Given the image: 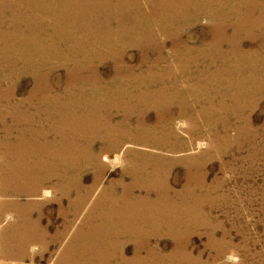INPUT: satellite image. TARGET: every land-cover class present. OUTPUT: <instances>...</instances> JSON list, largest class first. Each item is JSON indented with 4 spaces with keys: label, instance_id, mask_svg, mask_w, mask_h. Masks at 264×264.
<instances>
[{
    "label": "rangeland",
    "instance_id": "1",
    "mask_svg": "<svg viewBox=\"0 0 264 264\" xmlns=\"http://www.w3.org/2000/svg\"><path fill=\"white\" fill-rule=\"evenodd\" d=\"M58 1L59 2H57V0H0V42L5 45L9 55L7 63L0 61V83L2 81L5 83L3 85V90L0 89V91L6 92L11 99V104L19 103L23 101V99L24 101H27L30 98L32 91L35 88V79L31 77V75H25L24 72L18 69L21 68V66L24 67L25 63L23 65V63L17 58L16 53H21V55L28 51L31 53L32 50L27 48L35 47L37 44H58L65 49L75 47L80 51H84V48L87 47H89L87 49H91L92 46L94 48V42H103L102 40L105 35L111 34L115 37L118 33L121 36V40L117 41V43L115 42L116 44L121 43V41H124V43L133 41L135 44L137 42H144L149 45L159 46V53H154L153 50L150 49L148 59L144 64H141L138 69L136 68L139 70L137 73L142 71L145 72L143 69L147 70V68H149L148 64L155 61V58L158 57L160 60V65L157 67L158 70L166 71L169 75L172 74L171 76L177 80L180 78L178 82H182L181 77L184 75L191 76V80L200 85V88L194 91L186 90L184 87H182L181 90H178L181 93H184V91L186 93L191 92V102L187 101V109L185 108L186 112L189 111L190 113H186L187 118L185 117V119L190 122V124L188 123L186 125L193 129L192 136L196 139L194 140L195 143L193 141L192 147L184 150V152L174 151L167 153L166 151H155L153 149H148L147 151L137 145H134V147L138 148V151H136L137 153L141 151V153L144 152L142 153L144 155L145 152L146 155L148 152L149 154L152 153L154 156H164V159L166 160L165 165L170 171L168 180L169 182H173L177 178L176 180L179 184L177 185L178 188H181L184 183L183 175L185 172H190L194 178H199L197 175H200L203 181L202 186H204L205 189L199 193L200 196L198 195L200 208L197 207L198 212L196 215L198 216H195V218L199 222L201 221L203 226L186 228L185 232L186 236H188L184 237L182 246L185 247L188 252L186 250H181L178 254L171 253V250L175 247V243L170 238L166 237L159 240L158 246L160 249L150 254H147V250H151L155 246V243H157L156 240L147 244L139 245L142 249L139 251L142 252V254H136L138 251V245L130 239L124 240V245L121 250L85 249L83 244H86L87 242L84 241L83 238H92L90 232L94 228L108 227V225H104L103 222L95 219L86 223V217L88 216L87 214L89 210L86 214L84 213L80 215V217L73 214H68L66 216L67 218L64 217L61 214V207H63V210H68L70 207V200L68 198H63L61 204L55 202V200H52L54 199L53 196L55 192L50 197L47 196L46 198L45 196L31 199L27 197V192H32L38 185L46 187V190H51L52 188H58L62 183L63 185L68 184H65L67 182L65 181L67 180V177H65L66 179H60L59 177V174L62 171L57 173L55 168L52 167H47V169L45 168L46 170H43L41 167L35 165V162L40 161V158L27 156L24 157V187L22 186L23 184H21L26 192H24L25 197L21 196L19 201L24 202V207L27 206L29 207L28 209L32 206L34 207L37 202V204L46 203L41 217L35 212L33 214L31 213L29 218L24 216V231L22 229H14L1 236L0 240L4 246L2 247V250L0 248V264H103L88 261L86 259L88 257L87 255L86 258L84 256L83 260H81L80 256L84 255L85 252L106 254L116 253L121 261H115L109 264H264V0H160L165 6V10H160V13L159 11L150 12L144 5L141 10H120L112 8L109 11L101 12L94 7H89L90 4H95L97 0ZM80 1L82 7H77L75 2L80 3ZM169 3L170 5H176L179 3L175 12H167ZM5 11L9 12L6 13ZM42 11L45 12L43 13ZM11 12L14 14L9 15ZM164 12L166 14H164ZM117 13H120L121 16ZM161 13H163V15ZM157 14L159 15L158 17L155 16ZM169 15L176 16L173 23L175 26H161L160 29L158 26L154 25L156 23L155 21H158L163 17H170ZM93 16L95 18H93ZM254 16L256 18H252ZM103 17L104 19L102 20ZM88 18L89 20H87ZM123 19L130 20L135 26L133 27L129 23V26L126 25L121 28L119 22ZM153 21L154 23H152ZM104 22L107 25H105ZM157 24H160V21ZM220 31L223 35L221 39L212 37V32L220 33ZM13 36H18L17 38L24 37V48L20 47V45H23L20 42L12 41ZM2 38H5V40ZM29 45L31 46L29 47ZM191 48L193 49L192 51ZM138 50L139 49L137 48L127 47L125 60L132 61L135 65L138 64L142 59ZM204 51L206 52L204 53ZM191 52H195L196 54L193 53L192 55ZM152 53H154V55ZM247 53L250 55L248 54L247 56ZM183 58L184 60H182ZM64 62L67 65L55 68L56 75L60 78L61 86L57 87L50 95L59 96L62 102L67 99V102L71 104V110L72 108L73 110H82L78 109L75 101H80L83 105L84 99L88 96L86 94L77 93V91L67 92L64 86L71 65H75L76 67L79 65L84 68L86 67L84 65L87 63L81 59H68L67 62L66 60H64ZM111 66L110 62H105L104 65L102 64L98 67V70L101 75L107 76L112 71ZM190 67L194 69H191ZM157 69H155L156 72H158ZM193 71L198 73V76ZM252 71L254 74H252ZM244 73L247 74L245 75ZM198 78L201 79L199 80ZM195 79H197V81ZM51 80L53 81L52 78ZM220 80L222 82H220ZM224 88L226 91L223 90ZM261 90L263 92H261ZM220 98L223 99L220 100ZM202 102L203 105H201ZM54 103L55 101L43 103L41 100H38L34 103L25 102L21 109L6 108L7 110H5L4 107H0V119L6 124H13L18 117L16 114L24 115V141L30 143L36 140H33L34 136L32 134L26 132H42L45 130V127L42 125L43 120L44 122L48 120L49 122L56 121L55 119L58 116V106L57 103ZM216 105L218 107H216ZM221 109L223 110V113ZM150 114H152L150 121H156V113L151 112ZM118 116L114 118V123L122 121L121 116ZM129 123H131L130 120L127 124ZM29 124L31 126H29ZM12 133L15 136L12 135L11 137L13 139L10 138L9 140H13L11 142H16L18 135L16 134V131H13ZM180 134V136L186 138L184 136L186 134ZM53 139V136L48 137V141H52ZM37 140L39 141L42 139L40 138ZM235 140L237 142H235ZM222 141H224V144ZM198 143H204V145L199 148L197 145ZM103 144V142H98L95 147L98 149ZM97 149H95V151L99 150ZM124 153L125 152H122L121 156ZM76 154L78 155L79 153ZM1 160L3 159H0V161ZM1 162L3 163L4 161ZM170 163H173V165H170ZM194 164L195 166H193ZM107 165L109 167L103 171L95 169L69 170L68 179L69 177H71V179L75 178V180L79 179V181L86 187H92L95 183H99V186L94 189L95 193H92L91 195L87 209L93 207L96 199L102 195V190L105 187L109 185H117L121 183L122 180V182L131 183L135 178L134 176L137 175H134L135 173H130L131 175L129 176L127 170H130V168L124 164L113 165L107 163ZM125 170L127 172H125ZM8 173L10 174V170H8ZM142 175L144 174L142 173ZM3 177H5L3 174L0 175V179ZM137 178H140V176ZM122 188V186H119L118 189L121 190ZM57 196L60 197H58L59 199H62L61 193L57 192L55 197ZM71 197L75 199L76 196ZM106 197H108V195L104 196V198ZM43 200L46 201L44 202ZM28 202L30 204L29 206L27 205ZM0 211L2 212L1 206ZM67 220L69 222H67ZM4 221L5 218L1 223L2 225H0V228L7 226L9 223L15 222L13 218L5 223ZM37 222H39L40 225H38ZM148 222L147 224H144V222H142L143 224L140 223L141 227L137 221L122 220L120 221V224H118L121 233L118 231V235L115 234L117 236H125L126 238H131L133 236L134 238H137L139 235L148 236V233L149 236H154V226H156V224L153 225L152 221ZM68 223H72V228L65 234V228ZM87 224L88 228L86 227ZM92 224L94 225L93 227L91 226ZM149 224H151V228L149 227ZM82 226L85 228H82ZM78 227L83 229V233L81 232L82 234L80 233V237L75 239L74 237L77 233L76 228ZM45 229L47 230L48 235L46 237L43 235V230ZM93 234L99 235L94 232ZM159 235H164L163 231H161ZM213 235L214 240H211ZM53 237H58L57 242L52 244L47 243L49 246H46L45 248L41 246V244H46V241ZM35 249L36 251H34ZM77 253L79 254L77 255ZM74 255L77 256L75 257ZM76 258L77 261H75Z\"/></svg>",
    "mask_w": 264,
    "mask_h": 264
},
{
    "label": "bare ground",
    "instance_id": "2",
    "mask_svg": "<svg viewBox=\"0 0 264 264\" xmlns=\"http://www.w3.org/2000/svg\"><path fill=\"white\" fill-rule=\"evenodd\" d=\"M57 2H59V1L57 0ZM75 3L77 4V7H82L81 1H80V3L79 2H75ZM178 4H176V5L171 4L170 5V3H169V6L167 5L168 6L167 12L168 13L169 12L170 13L175 12V9H176ZM55 5H56V3H55ZM143 5L150 12L159 11V13H160V10H162V11L165 10V6L163 5V3L160 0H97V2L95 4H93V5L90 4L89 7H94L95 9H97L101 12H104V11H109L112 8L120 9V10L121 9H124V10L140 9L141 10V9H143ZM167 6H166V8H167ZM243 7H245V6H243ZM59 11H60V9H59ZM149 11H148V13H149ZM7 12H9V11H7ZM22 12H24V11H22ZM10 14H12V12L9 13V15ZM161 14L163 15V13H161ZM164 14H166V13L164 12ZM64 15H63V17H64ZM118 15H120V13ZM127 15H129V14H127ZM15 16H16V14H15ZM132 16H134V15H132ZM155 16L158 17L159 15L157 14ZM170 17H163L160 20L155 21L156 23L154 25L158 26L160 29H161V26L162 27L163 26H165V27L166 26H172L174 23V20L176 19V16H170ZM93 18H95V17L93 16ZM127 18H128V16H127ZM252 18H256V17L254 16ZM82 19H83V17H82ZM103 19H104V17L102 18V20ZM126 19H123L119 22V25L121 26V28L128 25L129 23L133 27L135 26L134 23H131L130 20H129L130 21L129 22ZM87 20H89V18ZM159 21H160V24H157ZM17 22H18V19H17ZM152 23H154V21ZM227 23H228V21H227ZM105 25H107V24L105 23ZM247 25H249V24H247ZM173 26H175V25H173ZM79 27H81V26H79ZM106 28H108V27H106ZM173 29H172V31H173ZM169 30H167V31H169ZM237 30H238V28H237ZM237 30H235V31H237ZM52 31H51V33H52ZM147 33H149V32H147ZM27 35H28V33H27ZM29 35H30V33H29ZM222 36L223 35H222L221 31H220V33L219 32H215V33L212 32V37H215V38L217 37L216 39H221ZM17 37L18 36H13L12 41H17L18 43L20 42L21 44H23V45H20V47L24 48V37H20V38H17ZM174 37H176V36H174ZM54 38H56V37H54ZM148 38H150V37H148ZM238 38H240V37H238ZM2 39L5 40V38H2ZM57 39H58V37H57ZM120 40H121V36H120V34L117 33V35H115V37L111 34L105 35L103 37V40H102L103 42H94V44H95L94 48L92 46L91 49H87V48H89V47H87V48H84V51H80L78 48L76 49L75 47L71 48V49H65L64 47H62L58 44H49V45L37 44L35 47H30L31 45H29L30 48H27V49H31L32 50L31 53H29V51H28V52H24V54L21 55V53L14 52V53H16L17 58L23 63V65L25 63L24 67L21 66V68H18V69L21 70L22 72H24L25 75H31V77H33L35 79V88L32 91V94L27 101H24V99H23V101H21L19 103H14V104H11V99L6 94L5 91H0V107L1 108L4 107L5 110H7L6 108L21 109L24 106L25 102L34 103V102H37L38 100H41L43 103H50L52 101H55V103H57V106H58V112H57L58 116L56 117V119H55L56 121H54V122H49V120L44 122V120H43L42 125H43V127H45L44 131L33 132V133H31V131L26 132V133L32 134L34 136L33 140H36V141L30 142V143H27L26 141H24V128H25L23 126L24 122H25L24 121V119H25L24 115L22 116V114H19V112H18L19 115L16 114V116H18V117L15 119L13 124H6L2 121V119H0V159H3L1 161H4L3 163L0 161V175L3 174L5 176V177L0 179V206L2 208V212L0 211V215L3 213L0 216V225H2L1 223L3 222L4 218H5L4 223L9 221L12 218L15 220L14 223H9L7 226L0 228V239H1V236L3 234L5 235V233L11 232L14 229H18V230L22 229L24 231V216L29 218L31 216V213L33 214L34 212L38 213V215L40 217L42 216V212H43V208L45 206L46 200L45 201L43 200L45 202L44 204H37L38 203L37 202L34 206L35 208L32 206L34 209L32 207H31L32 209L31 208L28 209L29 207H27V206L24 207V202L19 201V198L21 196L25 197L24 192H26L23 187H24V157H27V156L40 158V161H36L35 165L37 167H41L43 170H46L47 167H52V168H55L57 173L62 171V172H60L59 177H60V179L67 177V180H65L67 182L65 184L68 183L67 185H63V183H62V185H60L58 188H54V189L52 188L51 190H46V187H41L40 185H38L36 189H34V190L32 189L33 190L32 192H27L28 193V195H26L27 197H29L31 199V198H38V197L40 198V196H45V198H46L47 196L50 197L51 195H53L54 192H55V194L57 192L61 193L62 199H59L60 198L59 196L55 197V194H54V196H53L54 199H52V200H55V202H58L59 204L62 203L63 198H68L70 200L69 201L70 207L68 210H63V207H61V214L64 217H66L68 214H73L75 216L80 217V215H82L84 213L86 214L87 211L89 210L88 214H87L88 216L86 217L87 218L86 223H89V221L91 222L92 219L93 220L95 219V220H100L101 222H103L104 225H108V227L94 228L90 232V234L92 235V238H88V239L83 238V240L87 242L86 244H83L85 249H88V250H121L123 248V245H124V240L130 239L138 245V251L136 250L137 251L136 254H142V252H140L142 249H141V247H139V245L147 244V243H150V242L156 240L157 243H155V246L151 250H147V254H150V253L160 249V247L158 246V244H159L158 242L160 239L166 237V238H170L175 243V247L173 248V250H171V253L172 254H178L179 252H181V250L187 251V249L182 246L184 237L186 236V232H185L186 228L192 227V226L193 227L203 226L201 221L199 222L195 218V216H198V215H196L198 212L197 207L200 208V206H199L200 202H199L198 195L201 191H203L205 189L204 186H202L203 181H202V178L200 177V175H197L199 178H194L190 172H185L183 175L184 176V183L182 184L181 188H178L177 185H179V184L177 183V180H176L177 178L173 182L170 181L171 183L168 180V175H169L170 171H169V168L165 165L166 160L164 159V156L161 157V155H160V157H158L157 155L154 156L152 153L149 154L148 152H147V155H146V152L144 155V154H142L144 152L141 153V151L139 153H137L136 151H138L137 150L138 148L134 147V145H137V146L144 148V150H147V151H148V149L149 150L153 149L155 151H166L167 153L168 152H174V151L184 152V150L192 147V143L196 138L194 136H192L193 129L186 125L188 123L190 124V122H188V120L185 119V117L187 116L186 113L189 112V111L186 112V109H187L186 108V106H187L186 102L187 101L191 102L190 99L192 98V96H191V92L186 93L184 91V93H181L178 90H181L182 87H184L186 90L194 91V90H198L200 88V85L197 84V82L191 80L192 79L191 76H188V75H184L183 77L180 76L182 82H178L180 80V78H179V80H177L176 78H173V76H171L172 74L169 75L166 71L158 70L157 67L160 65V60L158 57L155 58L156 59L155 61L148 64L149 68H147V70L143 69V70H145V72L142 71L140 73H137V71H139L137 69L140 67V65L144 64V62L148 59V53H149L150 49L153 50L154 53L155 52L159 53V51H160L159 46L149 45V44L144 43V42H137L135 44V43H133V41L128 42V43H124V41H121V43L123 42L122 44L121 43L116 44L117 41H120ZM66 46H68V45H66ZM90 46H91V44H90ZM18 47H19V45H18ZM127 47H129V48L133 47V48L139 49L138 51L140 52V56L142 59L139 61L138 64L135 65L132 63V61L125 60V58H126L125 53L127 51ZM185 48H187V47H185ZM192 50L193 49L191 48V51ZM206 51H204V53ZM195 52H193V53H195ZM10 53H12V52H10ZM154 53H152V54L154 55ZM193 53H192V55H193ZM252 53H253V50H252ZM184 54H186V53H184ZM248 54L249 53H247V56H248ZM153 55H151V56H153ZM247 56H246V58H247ZM76 58L79 60L80 59L84 60V62L87 63L86 65H84L86 67L83 66L84 68H82V66H79L77 64L79 67L78 66L76 67L75 65H73V66L71 65V67L69 68V65H68L69 73H68V78H67V81H66L64 87H65L67 92H71V91L76 92L77 91V93L86 94L88 96V97H86L84 95L86 97V99H84L82 97L84 99V101L82 100L84 102L83 105L81 104L82 102H80V101L76 102L75 101L78 109H82V110H73V108L71 110L70 109L71 104H69L67 102L68 101L67 99H65L62 102L61 98L59 96H51L50 95L51 92L55 91L57 87L61 86L60 85L61 84L60 78L58 75H56L55 68H58L59 66L67 65L64 62V60H66V62H67L68 59L77 60ZM167 59H170V58H167ZM230 59H231V57H230ZM8 60H9V55H8L7 50H6V47L2 42H0V61H4L7 63ZM182 60H184V58ZM151 61H152V59H151ZM165 61H167V60H165ZM105 62H110V64L112 65L111 66L112 71L107 76L101 75L100 71L98 70V67L102 64L104 65ZM231 65H233V64H231ZM209 67H211V66H209ZM226 67H228V66H226ZM254 67H255V65H254ZM144 68H146V67H144ZM16 69H17V67H16ZM155 69H157L158 72H156ZM191 69H194V68H191ZM179 72H180V70H179ZM179 72H177V73H179ZM193 72L195 73V71H193ZM195 74H197V76H198V73H195ZM242 74H243V72H242ZM244 74L246 75L247 73H244ZM252 74H254L253 71H252ZM4 78H2V79H4ZM33 78H32V80H33ZM51 78L53 79V81L51 80ZM177 78H178V76H177ZM195 80L197 81V79H195ZM258 80H261V79H258ZM235 81H236V79H235ZM220 82H222V81L220 80ZM229 82H230V79H229ZM238 82H240V81H238ZM234 83H237V82H234ZM4 84H5L4 81H2L0 83V89L1 90H3ZM8 84H10V83H8ZM245 85H247V84H245ZM259 88H260V85H259ZM12 89H14V88H12ZM223 90H225V88ZM232 90H235V89H232ZM246 91H247V89H246ZM261 92H263V91L261 90ZM197 93H198V91H197ZM96 97H98V98H96ZM260 97H261V93H260ZM222 99L220 98V100H222ZM197 100H199V99H197ZM244 100H246V99H244ZM243 103H246V102H243ZM51 104H53V103H51ZM201 105H203V102ZM217 105H216V107H218ZM191 107H192V105H191ZM240 107H242V106H240ZM196 109H198V108H196ZM200 109H201V107H200ZM229 110H230V108H229ZM202 111H203V108H202ZM233 111H234V109H233ZM151 112L156 113V118H155L156 121H150L151 115H152V114H150ZM204 113H205V111H204ZM222 113H223V110H222ZM227 114H228V111H227ZM118 115L121 116L122 121L114 123V118H116V116H118ZM198 115H200V114H198ZM0 116H1V114H0ZM199 118H200V116H199ZM208 118H210V117H208ZM129 120L131 121V123L127 124ZM185 121H187V122H185ZM29 126H31V125L29 124ZM37 129H38V127H37ZM29 130H31V129H29ZM34 130H32V131H34ZM13 131H16V134L18 135L16 142H11L13 140H11V141L9 140L10 138H12L11 136L14 135L12 133ZM179 132L182 133L183 135L186 134L187 136L184 135L186 138H183V136H180L181 134ZM49 136H51V137L53 136L54 139L52 141H48ZM40 138L42 140L38 141L37 139H40ZM30 139H31V137H30ZM236 140H235V142H237ZM98 142L104 143L102 146H100V148H98L99 150L97 149V147H95ZM223 142L224 141H222V143ZM194 143H195V141H194ZM128 145H131V146H128ZM197 145L199 146V148H201L202 145H204V143H198ZM232 146H233V144H232ZM95 149H97L98 151H95ZM212 150H210V151H212ZM122 152H125V153L121 156ZM76 153H79V154L77 155ZM203 153H205V152H203ZM221 154H222V152H221ZM214 155H212V156H214ZM180 159H182V158H180ZM172 162H173V160H172ZM107 163L113 164V165H117V164L123 165L124 164L125 166L130 168V170H127L129 172V176L131 175L130 173H135L134 175H136V174L137 175L134 176L135 178H134L133 182L131 181V183L122 182L123 181L122 180L121 183H119L117 185H109V186L105 187L102 190V195L96 199L93 207H91V209H87L88 202L91 198V195H92V193H95L94 189L99 186L98 185L99 183H95L92 187H86L83 183H81L79 181V179L75 180V178L71 179V177H69V179H68L69 170L95 169V170L103 171L104 169L109 167L107 165ZM184 163H186V162H184ZM170 165H173V163L172 164L170 163ZM193 166H195V164ZM170 168H171V166H170ZM8 170H10V174L8 173ZM170 170H172V169H170ZM127 171L125 170V172H127ZM198 172H200V171H198ZM142 173L144 175H142ZM139 176H140V178H137ZM131 178H132V176H131ZM20 181H21V183H20ZM21 184H23L22 185L23 187L21 186ZM119 186H122L123 188L120 190V189H118ZM105 195H108V197L104 198ZM71 196H76V197H75V199H73ZM203 197H206V196H203ZM210 197H212V196H210ZM47 201H48V199H47ZM27 205L28 206L30 205L29 202ZM201 210H202V208H201ZM209 217H210V215H209ZM122 220L137 221V222H139V224L142 222H144V224H147L148 221H152L153 225L156 224V226H154V236H149V233H148V236L139 235L137 238H134L133 235H132L133 237H131V238H126L125 236H121V235L117 236L118 233L120 232V227L118 224H120V221H122ZM67 222H69V221L67 220ZM37 224L40 225L39 222H37ZM93 224L91 225L92 227L94 226ZM150 225L151 224H149V227H150ZM140 226H141V224H140ZM86 227L88 228V224ZM71 228H72V223H68L66 225V228H65L66 229L65 234L68 233ZM82 228H85V227L82 226ZM121 228H123V227H121ZM82 230L83 229H81V227L76 228L77 233H76V236L74 237L75 239L80 237V233L81 232L83 233ZM161 231H163L164 235H159ZM93 232L97 233L99 235H95V234H93ZM158 232H159V234H158ZM38 234H39V232H38ZM40 235H42V234H40ZM43 235L45 237L48 236L46 229L43 230ZM40 238L43 239L42 237H40ZM57 238L58 237H53L52 239L49 238L50 240H47L48 242L46 241V244H41V246L43 248H45L46 246H49V245H47V243L52 244V243L57 242ZM212 239L214 240V235H213V237H211V240ZM88 243H89V245H88ZM3 246L4 245L1 243V240H0L1 250H2ZM34 251H36V249ZM78 254L79 253H77V255ZM86 255L88 256L87 258H86ZM84 256L88 261H92L93 263L95 262V263L109 264L111 262H115V261L120 262L121 261L119 256L116 253L106 254V253H98V252H85L84 255L80 256V259L83 260ZM75 261H77V258Z\"/></svg>",
    "mask_w": 264,
    "mask_h": 264
}]
</instances>
